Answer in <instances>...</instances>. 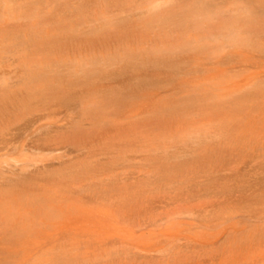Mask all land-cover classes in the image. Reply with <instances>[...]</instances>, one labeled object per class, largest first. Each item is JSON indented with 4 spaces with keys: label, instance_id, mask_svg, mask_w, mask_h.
Segmentation results:
<instances>
[{
    "label": "rangeland",
    "instance_id": "374dc122",
    "mask_svg": "<svg viewBox=\"0 0 264 264\" xmlns=\"http://www.w3.org/2000/svg\"><path fill=\"white\" fill-rule=\"evenodd\" d=\"M0 71V206L76 223L0 264H264V0H0Z\"/></svg>",
    "mask_w": 264,
    "mask_h": 264
},
{
    "label": "bare ground",
    "instance_id": "6f19581e",
    "mask_svg": "<svg viewBox=\"0 0 264 264\" xmlns=\"http://www.w3.org/2000/svg\"><path fill=\"white\" fill-rule=\"evenodd\" d=\"M52 36V35H51ZM55 36H53L52 38H54ZM57 38V37H56ZM55 38V39H56ZM59 39V38H58ZM44 40V39H43ZM57 40V39H56ZM46 41V40H45ZM45 41H44V43H45ZM49 43V42H48ZM48 43H46V44H48ZM13 64V63H12ZM14 65V64H13ZM11 66V65H10ZM15 67V66H14ZM13 67V68H14ZM20 68H21V66H19ZM20 68H19V70H20ZM23 68H25V67H22V69L21 70H23L22 71V73L24 72V70L25 69H23ZM10 69H12V67L10 68ZM9 69V70H10ZM29 69H31V68H29ZM29 69L27 68V70H28V73H26V72H24V73H26V76H28L29 75V77L30 76H32V73H34V72H32V71H34V69H32L31 71H29ZM13 71V70H12ZM17 71V68H14V71H13V73L12 72H10V73H7V74H10V79L11 78H13V77H18L16 74H18V72L15 74L14 72H16ZM36 71V70H35ZM1 72V71H0ZM30 72V73H29ZM41 72V74H42V71H39L38 72V75H36V77H38ZM5 73V72H4ZM3 72L2 73H0V74H2V75H5ZM12 73V74H11ZM20 73V72H19ZM13 74L14 75H16V76H13ZM35 74H37V72L36 73H34V76H35ZM43 75V74H42ZM8 76V75H7ZM19 76H21V75H19ZM34 76H32L33 78H35ZM6 77V76H5ZM28 77V79H30V78H32V77H30L29 78ZM42 77V76H41ZM16 78H14V79H16ZM23 78V76H21L19 79L17 78L16 80H12L11 82L13 83V81H16V83H17V81L19 80L20 82H21V79ZM24 78H26V77H24ZM32 78V79H33ZM9 79V78H8ZM10 79H9V81H10ZM31 79V80H32ZM0 80H1V77H0ZM26 80H27V78H26ZM31 80H29V82H31ZM35 80H38V78H36V79H34V81ZM39 80H43V81H45L46 82V80H44V79H41V78H39ZM2 81V80H1ZM0 81V82H1ZM28 81V80H27ZM27 81H23L22 83H23V85H24V82H27ZM6 82H8V80H6V78H4V82H2V83H6ZM20 82H18L17 84L19 85V83ZM33 82V81H32ZM22 83H20V87L19 88H21V90L23 89V88H25L26 86H28V88H27V90H29V91H27V90H23L22 92H21V90L19 91L20 92V94H19V92H18V94L16 93V92H13V88H12V85L14 84H12V85H10L9 83H8V85H10V86H8V87H11V91H10V88L8 89V87L6 88V91H5V93H7V91H9L8 93L10 94V93H16V95L14 94V96H13V93H12V100H13V97H15L16 98V96H18V100H16L15 98H14V100L12 101L11 99H10V97H9V95H8V93H7V95L6 96H8V98L6 97L5 98V95L3 94V96H2V98H1V100L3 101V97H4V99L6 100V103L9 105V102H8V99H10L11 100V104H12V106L13 107H10L9 108V106L8 107H6V103H5V105H3L2 103L3 102H5V101H1V103H0V105H2V107H4L5 109H4V112H5V110H6V114L8 115V113L10 112H12V114H13V112L16 110L17 111V105L19 106V108H20V106L22 107V105H23V103H21L22 102V99H21V97L20 96H23L21 93H23V94H28V92H29V94H31V96L34 94V96L36 97L37 96V94L35 93L36 92V90L35 89H38L37 87H36V85L34 84V86H33V88H35V89H33V91L35 90V92L33 93V91H32V93H30L31 91V84H26V86H23V88L21 87L22 85ZM37 83H38V81H37ZM36 83V84H37ZM1 84V83H0ZM16 85V84H15ZM14 85V86H15ZM18 85L17 86H15V87H17L18 88ZM5 87H6V84H5ZM1 88V87H0ZM30 88V89H29ZM44 88V87H43ZM43 88H40V89H38V90H41V89H43ZM4 91V88L3 89H1L0 91ZM16 90V89H15ZM19 90V89H18ZM25 91H27V92H25ZM37 92H39V91H37ZM25 94V97L26 96H28V97H31L29 94L28 95H26ZM1 97V96H0ZM33 98V97H32ZM32 98H29L28 100V102H29V107L32 105V101H31V105H30V100L32 99ZM115 98H118L119 99V97L117 96V97H115ZM21 99V100H20ZM26 99H27V97H26ZM34 99V98H33ZM117 99V100H118ZM25 99H23V101H24ZM35 100V99H34ZM21 101V102H20ZM27 102V103H28ZM11 106V105H10ZM24 106V105H23ZM1 107V106H0ZM1 107V108H2ZM14 107H16L15 109H14ZM31 107H33V105L31 106ZM30 107V108H31ZM0 108V111H2L3 112V109H1ZM14 109L13 111H9V109ZM30 108H27V109H30ZM22 109V108H21ZM21 109H19V111L21 110ZM23 109H24V107H23ZM26 109V110H27ZM9 111V112H8ZM8 112V113H7ZM16 113V112H15ZM4 114V113H3ZM3 114H0V116L1 117H3ZM5 114V115H6ZM15 115V114H14ZM16 116V115H15ZM2 122L3 121H5V120H3V118H2V120H1ZM7 121V120H6ZM0 126H2L1 124H0ZM15 134H13V136H14ZM10 136H12V135H10ZM9 137V136H8ZM18 138V140H16L17 142H16V144L18 143V141H20L19 140V136H15V138H13V139H17ZM13 142H14V144H13ZM20 143V142H19ZM17 144V145H20V144ZM0 144L2 145V147H1V149H0V151H5L6 152V150H7V152H8V150H9V146H11V147H13V145H15V141L14 140H12V138H7V137H2V140H1V142H0ZM13 144V145H12ZM16 145V147H18ZM10 147V148H11ZM20 147H21V145H20ZM13 149V153H14V151H15V147L14 148H11L10 150H12ZM10 150H9V152H10ZM4 155V154H3ZM5 155H8V153H6ZM2 156V155H1ZM8 161H9V159H8ZM3 162H5L4 164H8V162H6V161H4L3 160ZM3 162H1L0 164H2ZM12 162H16V160H14V161H12ZM18 206V205H17ZM10 207H14V208H10ZM7 208H10V209H8L7 210ZM35 208H36V206H27V207H15V205H13L12 203L10 204V205H5V206H0V234L1 233H3V234H7V233H17V232H24L25 230H27V231H39V230H43V231H45V230H48V231H53V232H55V233H62V232H66V231H70V230H73V225H75L76 223H74V221H73V219H68L67 221H65L62 217H60V218H62V220L61 221H58V220H60V218L57 220V221H55V222H51V216L52 215H48V212L46 211V210H43V209H41V208H39V209H37V210H35ZM57 219V218H56ZM37 220L39 221V223H37ZM40 226V227H39ZM37 228H40V229H37Z\"/></svg>",
    "mask_w": 264,
    "mask_h": 264
}]
</instances>
